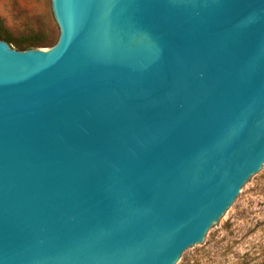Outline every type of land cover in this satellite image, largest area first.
<instances>
[{"label": "water", "instance_id": "95a60500", "mask_svg": "<svg viewBox=\"0 0 264 264\" xmlns=\"http://www.w3.org/2000/svg\"><path fill=\"white\" fill-rule=\"evenodd\" d=\"M0 38V264H181L264 175V0H51Z\"/></svg>", "mask_w": 264, "mask_h": 264}, {"label": "rangeland", "instance_id": "374dc122", "mask_svg": "<svg viewBox=\"0 0 264 264\" xmlns=\"http://www.w3.org/2000/svg\"><path fill=\"white\" fill-rule=\"evenodd\" d=\"M52 4L51 0H0V28L16 38L35 35L55 41L60 30ZM214 237L208 246L192 250L181 264H264V175L254 178Z\"/></svg>", "mask_w": 264, "mask_h": 264}, {"label": "trees", "instance_id": "16d2710c", "mask_svg": "<svg viewBox=\"0 0 264 264\" xmlns=\"http://www.w3.org/2000/svg\"><path fill=\"white\" fill-rule=\"evenodd\" d=\"M0 38L3 40H6L10 44H15L18 49L25 50L30 48H37V47H51L54 44H56L57 40L52 41L51 39H40L39 37H36L35 35H30L24 38H16L8 33H5L0 28Z\"/></svg>", "mask_w": 264, "mask_h": 264}]
</instances>
